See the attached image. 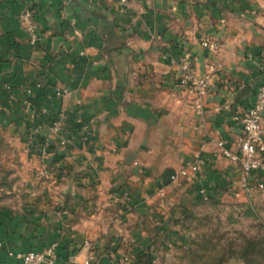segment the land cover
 Segmentation results:
<instances>
[{"label": "crops", "instance_id": "1", "mask_svg": "<svg viewBox=\"0 0 264 264\" xmlns=\"http://www.w3.org/2000/svg\"><path fill=\"white\" fill-rule=\"evenodd\" d=\"M26 10L39 28L35 44L21 23ZM205 34L217 41L216 52L200 45ZM185 51L197 75H210L202 117L194 112L192 93L175 86L178 61L163 57ZM261 82L264 0H0V127L18 133L12 139L26 146L29 158L30 149L48 145L34 177L44 182L24 205L38 208L40 232L23 234L25 220L8 205L14 200L0 197V262L14 263L9 251L56 240L54 264L87 258L90 264H126L123 254L136 244L129 251L126 246L145 235L142 221L153 218L150 210L166 207L157 189L172 185L166 165L151 163L198 156V176L209 187L238 179V168L214 140L237 149L241 131L234 116L253 102ZM6 83L15 86L7 92ZM18 85L33 86L30 108L63 113L80 130L78 152L57 148L51 117L30 115ZM124 190L127 199L140 194L147 204L124 203Z\"/></svg>", "mask_w": 264, "mask_h": 264}, {"label": "rangeland", "instance_id": "2", "mask_svg": "<svg viewBox=\"0 0 264 264\" xmlns=\"http://www.w3.org/2000/svg\"><path fill=\"white\" fill-rule=\"evenodd\" d=\"M203 36L211 37L209 34ZM261 85H264V82L259 84ZM176 88L181 89L178 86ZM30 109L36 112L35 109ZM46 111L48 114L44 115L50 117V111ZM79 131H75L74 141L72 140L71 144L61 146L55 139L57 148L78 152L77 142L83 143L84 140L77 139ZM16 135H18L16 131L0 127V188L2 189L0 197L8 196L14 200H10L8 205L17 208L15 212L25 220L20 224L22 233L35 235L40 232L38 230L40 224L34 217L38 208H32V204H27L26 207L24 205L30 198L34 201L35 185L44 182L41 180L36 183L34 177L36 165H39L41 159L40 154L47 155L45 161L48 157V145L43 146V143H40L37 149H30L32 154L34 153L30 159L26 155V146L12 139ZM29 145L33 147V142ZM172 149L174 150V147ZM188 157L189 155H186V158L181 156L184 159L179 158L175 161L155 160L151 165L157 168L166 165L168 173L174 174L193 158L187 159ZM95 172L96 170L93 174ZM160 173L162 175L163 171ZM147 178L150 179L151 184H154L155 178L152 175H147ZM235 178L233 176L220 182L216 181L218 184L215 182L212 187L206 184L210 181L204 183V175L179 179L173 183L170 181L172 185L163 196L155 193L157 200L160 201V207L163 206V199H166V207H162L163 210L159 212L150 210L154 215L153 218L149 215L148 220L142 221L144 227H141L145 229L143 230L145 235H137L138 237L132 239L131 245L126 246L129 251L133 243L136 244L132 251H129L130 255L123 254V262L126 264H264V187L252 185L249 192L244 191ZM230 180H232L231 184L225 187ZM151 189L154 188L151 186ZM200 189L205 190L206 200L202 199ZM126 191L124 190L121 195L124 203L139 201L144 205L147 204L144 202L146 198H141L140 194L133 199H127ZM18 209L23 212L19 213L21 210ZM20 216H17V221ZM18 223L19 221L16 225ZM150 230L155 235L149 233ZM146 254L149 255V259Z\"/></svg>", "mask_w": 264, "mask_h": 264}, {"label": "built area", "instance_id": "3", "mask_svg": "<svg viewBox=\"0 0 264 264\" xmlns=\"http://www.w3.org/2000/svg\"><path fill=\"white\" fill-rule=\"evenodd\" d=\"M21 23L28 35L29 42L35 44L39 41V28L32 11L26 10L22 13ZM200 45L210 53L216 52L218 47L216 40L208 36H203L200 39ZM163 57L178 61L180 72L175 81L176 86L192 93L194 112L202 117L203 99L209 91L210 75H197L193 65L194 58L187 51L181 52L175 59L167 54ZM14 86L13 83H6L4 90L11 91ZM35 86L40 87V84L36 83ZM17 88L24 105L30 108L33 86L18 85ZM31 113L44 115L48 114V111L42 109L36 112L31 111ZM49 116L51 120L48 126L50 131L56 135L58 144L61 146L71 144L72 140L74 141L73 136L76 127L68 123L63 113L56 115L50 113ZM234 119L238 122L241 131L237 139V149L232 150L222 138L215 139L214 143L220 154L238 168V181L241 189L249 192L252 185L260 188L264 187V85L255 90L253 102L235 115ZM44 145L47 146V143H43ZM202 166L203 161L195 156L172 174L170 181L173 183L179 179L197 176L202 172ZM95 167H97L96 164ZM1 191L0 188V194ZM199 192L202 194V198L206 199L205 190L200 189ZM157 193L159 196H163L165 194L164 188L159 187ZM57 247L58 241L52 240L40 248L9 251V255L14 258L12 264H54L57 258ZM90 262V258H87L82 264H90ZM0 264L5 263L0 262Z\"/></svg>", "mask_w": 264, "mask_h": 264}, {"label": "trees", "instance_id": "4", "mask_svg": "<svg viewBox=\"0 0 264 264\" xmlns=\"http://www.w3.org/2000/svg\"><path fill=\"white\" fill-rule=\"evenodd\" d=\"M202 199H204V198H202ZM205 200H206V199H205ZM146 256H147V259H149V255L146 254Z\"/></svg>", "mask_w": 264, "mask_h": 264}]
</instances>
